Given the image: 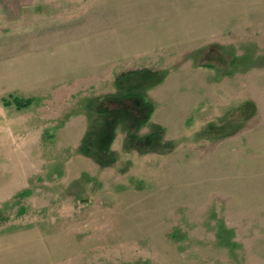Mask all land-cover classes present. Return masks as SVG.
I'll return each mask as SVG.
<instances>
[{"label":"rangeland","instance_id":"374dc122","mask_svg":"<svg viewBox=\"0 0 264 264\" xmlns=\"http://www.w3.org/2000/svg\"><path fill=\"white\" fill-rule=\"evenodd\" d=\"M0 264H264V0H0Z\"/></svg>","mask_w":264,"mask_h":264},{"label":"trees","instance_id":"16d2710c","mask_svg":"<svg viewBox=\"0 0 264 264\" xmlns=\"http://www.w3.org/2000/svg\"><path fill=\"white\" fill-rule=\"evenodd\" d=\"M12 103L15 105V107L17 109H22V108H26L27 106H29V104L31 103L30 100H19L17 98H13L12 99ZM6 104H8V102H6Z\"/></svg>","mask_w":264,"mask_h":264}]
</instances>
